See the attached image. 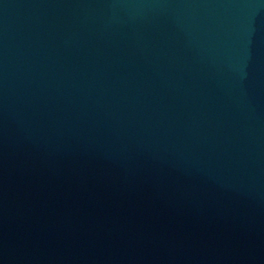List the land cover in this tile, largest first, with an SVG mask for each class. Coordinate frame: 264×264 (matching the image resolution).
Masks as SVG:
<instances>
[{"label":"water","instance_id":"obj_1","mask_svg":"<svg viewBox=\"0 0 264 264\" xmlns=\"http://www.w3.org/2000/svg\"><path fill=\"white\" fill-rule=\"evenodd\" d=\"M0 264H264V0H0Z\"/></svg>","mask_w":264,"mask_h":264}]
</instances>
